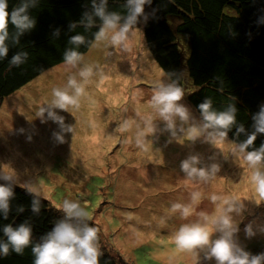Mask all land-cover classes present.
I'll return each instance as SVG.
<instances>
[{"label":"rangeland","instance_id":"374dc122","mask_svg":"<svg viewBox=\"0 0 264 264\" xmlns=\"http://www.w3.org/2000/svg\"><path fill=\"white\" fill-rule=\"evenodd\" d=\"M143 23L142 13L140 24L130 29L127 52L113 48L108 39L94 41L75 67L55 66L4 99L0 175H10L7 181L47 200L62 219L63 200L79 202L89 213L86 220L99 230L100 250L118 264H217L210 246L183 250L175 236L184 224H200L208 227L210 240L220 238L211 220L227 207L225 199L235 197L239 211L229 213L236 228L232 242L249 259L262 257L264 264V200L251 182L253 169L231 141L212 143L210 129L195 140L189 137L192 127L204 123L186 99L189 90L179 102L189 120L176 118L173 130L149 106L153 88L171 82L147 51ZM86 66L93 70L87 81L79 76ZM69 77L84 85L85 94L79 109H53L64 117L65 127L74 129L63 131L47 112L44 122L37 112L50 102L54 87H67ZM138 138L147 150L137 146ZM191 156L199 158L198 168L211 171L217 165L219 170L207 181L190 178L181 163ZM193 194H198L195 201ZM212 195L218 197L215 202ZM175 203L188 206L190 215L173 211Z\"/></svg>","mask_w":264,"mask_h":264},{"label":"trees","instance_id":"16d2710c","mask_svg":"<svg viewBox=\"0 0 264 264\" xmlns=\"http://www.w3.org/2000/svg\"><path fill=\"white\" fill-rule=\"evenodd\" d=\"M101 4L123 25L133 7L129 0H8L9 12L27 5L25 14L34 23L19 35L9 24L8 52L0 57V107L6 97L64 63L68 52L88 51L103 24L95 14ZM143 11L147 51L171 83L189 90L186 99L194 112L202 117L198 105L205 98H211L215 111L234 108L235 122L226 139L238 146L255 133L256 140L246 151L264 146V133L257 131L264 112V0H147ZM140 18L141 14L133 26ZM77 35L84 37L83 43L71 42ZM22 53H27L24 62L12 65L13 57ZM0 185L10 186L13 193L7 219L0 209V242L7 241L6 225L16 228L27 223L32 229V244L24 254L10 248L7 257L0 256V264H33L32 246L63 219L42 197L4 179ZM34 200L40 203L38 214L31 207ZM72 222L94 226L87 220ZM100 251L99 264H118L107 251Z\"/></svg>","mask_w":264,"mask_h":264},{"label":"clouds","instance_id":"9594fccd","mask_svg":"<svg viewBox=\"0 0 264 264\" xmlns=\"http://www.w3.org/2000/svg\"><path fill=\"white\" fill-rule=\"evenodd\" d=\"M147 0H129V4L133 5L131 15L127 18L123 26L119 25L120 17L117 14H106L104 5L95 8L96 16L100 17L103 24L100 30L95 34L97 43L108 39L113 48H119L123 52L129 50L128 40L129 32L136 22L137 16L143 13V5ZM27 5L14 7L11 12L8 11V0H0V57L7 55L8 48L5 44L8 38L9 24L17 29V35L26 29L33 26V21L29 19L26 13ZM75 25H73L74 27ZM110 34V35H109ZM72 43L80 44L84 42V37L77 35L72 37ZM27 53L18 54L13 57L11 64L19 66L22 64L23 58ZM84 59L83 54L77 51H70L65 55L64 63L75 67L76 64ZM93 75L91 67H85L79 72V76L85 81ZM68 89H72V94ZM85 88L82 83H79L75 77H69L66 88L54 87L51 91V100L45 105L39 107L37 117L44 122V114L47 112L49 119L58 123L63 131H74L72 126L65 127L64 117L57 115L53 109H60L65 112L69 109H79L80 98L84 96ZM184 97V92L178 82L165 84L158 83L154 88L149 101V106L153 108L159 117L166 122L169 130L175 127V119L179 118L182 122L189 120V111L186 106L179 103ZM203 118V125L200 129L192 127L189 130V137L195 140L199 132L211 130L207 132L208 139L212 143H221L228 135V130L235 122L234 108H229L227 111H215L212 108L211 98L205 100L198 105ZM149 125L148 131H154L151 125V117L146 121ZM258 132L264 133V112L258 118ZM242 130V126L241 129ZM21 132L23 129L20 130ZM175 134V133H173ZM56 139L63 142V136L60 133L53 134ZM141 136L143 133L140 134ZM31 137H29V140ZM256 140V134L253 133L246 141L237 146L236 151L243 154V159L253 169L251 174V182L255 186V192L261 200H264V171H261V166H264V146L259 150L246 151L249 146L253 145ZM136 144L143 150H147L144 142L137 139ZM199 158L191 156L182 161L181 169L188 177H198L207 181L211 176L219 170L217 165H213L211 171L198 168ZM0 179L10 180V175H0ZM10 186L0 185V209L5 210V219H7L8 200L12 196ZM198 194H193V201L197 199ZM218 199L216 195L211 196V200L215 202ZM237 198L232 197L225 199L223 203L227 205L221 213L211 220V224L220 231V238L210 240V231L207 226L200 224H184L182 225L176 236L175 244L183 250H192L196 247L210 246V257H214L217 264H260L262 257H253L249 259V254L236 248L232 242V234L236 228L232 222V217L229 213L239 211L236 206ZM34 213L40 212L39 200H34L32 204ZM60 208L65 214V218L60 220L42 237L41 242L32 246L31 251L34 256L33 264H99L101 255L99 247L98 228L89 226L84 223L83 226L74 224L72 221H84L88 218L89 213L85 207H82L79 202L64 199ZM23 210L22 208L20 209ZM172 210H180L182 217L186 218L190 215L188 206L175 203L172 205ZM204 215L203 213L201 214ZM208 220L207 216H204ZM251 231L250 227L247 229ZM3 234L7 238L6 242H0V256L7 257L9 251L17 255H23L24 250L32 244V229L27 223H22L18 227L13 228L11 224L3 228Z\"/></svg>","mask_w":264,"mask_h":264},{"label":"bare ground","instance_id":"6f19581e","mask_svg":"<svg viewBox=\"0 0 264 264\" xmlns=\"http://www.w3.org/2000/svg\"><path fill=\"white\" fill-rule=\"evenodd\" d=\"M143 16H144V13H143ZM144 21H145V17H144ZM139 24H140V22H139ZM103 73H104V75H107V72H103Z\"/></svg>","mask_w":264,"mask_h":264}]
</instances>
